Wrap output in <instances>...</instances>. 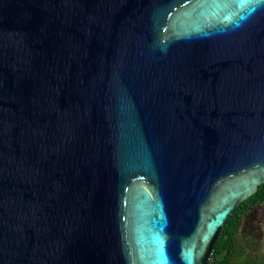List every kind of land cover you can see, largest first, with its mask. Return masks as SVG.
I'll return each instance as SVG.
<instances>
[{
	"label": "water",
	"instance_id": "water-1",
	"mask_svg": "<svg viewBox=\"0 0 264 264\" xmlns=\"http://www.w3.org/2000/svg\"><path fill=\"white\" fill-rule=\"evenodd\" d=\"M264 184V0H0V264H207Z\"/></svg>",
	"mask_w": 264,
	"mask_h": 264
},
{
	"label": "trees",
	"instance_id": "trees-1",
	"mask_svg": "<svg viewBox=\"0 0 264 264\" xmlns=\"http://www.w3.org/2000/svg\"><path fill=\"white\" fill-rule=\"evenodd\" d=\"M261 205H264V184L258 186L254 194L239 203L232 211L217 236L207 264H264V258L258 257L253 252L239 253L236 258L238 247L236 233L241 219L249 210Z\"/></svg>",
	"mask_w": 264,
	"mask_h": 264
},
{
	"label": "rangeland",
	"instance_id": "rangeland-1",
	"mask_svg": "<svg viewBox=\"0 0 264 264\" xmlns=\"http://www.w3.org/2000/svg\"><path fill=\"white\" fill-rule=\"evenodd\" d=\"M237 253H254L264 258V205L249 210L241 219L236 233Z\"/></svg>",
	"mask_w": 264,
	"mask_h": 264
}]
</instances>
